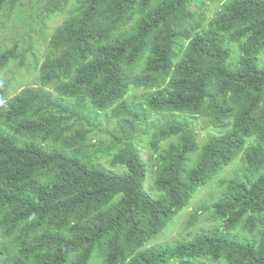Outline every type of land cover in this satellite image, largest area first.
<instances>
[{"label":"trees","instance_id":"16d2710c","mask_svg":"<svg viewBox=\"0 0 264 264\" xmlns=\"http://www.w3.org/2000/svg\"><path fill=\"white\" fill-rule=\"evenodd\" d=\"M21 1L0 0V14ZM193 7L194 0L81 1L50 41L41 88L4 100L5 87L0 264H92L96 253L97 264H264V0H225L211 21ZM18 48L0 56V67ZM133 88L154 91L148 109L128 102ZM91 110L95 127L79 128ZM109 110L127 126L103 149L90 141L98 112ZM151 114L164 122L152 141L158 199L147 191L149 162L133 136L136 119L149 126ZM198 116L225 132L201 142L189 121ZM239 155L243 174L209 208L218 228L143 249ZM104 157L123 174L104 169ZM240 227L251 238L228 235Z\"/></svg>","mask_w":264,"mask_h":264},{"label":"rangeland","instance_id":"374dc122","mask_svg":"<svg viewBox=\"0 0 264 264\" xmlns=\"http://www.w3.org/2000/svg\"><path fill=\"white\" fill-rule=\"evenodd\" d=\"M85 0H22L18 5H9L0 14V56L9 49H14L19 46L17 53L8 61L5 66L0 67V94L5 96V87L8 86L9 96L4 100H11L15 96L21 94L25 89H35L40 87V66L45 59V52L50 45V41L56 31L75 10L78 3ZM225 0H194V9L198 13L205 14L207 21L213 20L217 13L222 9ZM62 10V12H61ZM206 29L211 28L210 25H204ZM233 59L238 54V49L234 48ZM143 66L137 69L132 76L135 78L142 72ZM41 88V87H40ZM2 92V93H1ZM53 99H56L58 94L50 89ZM154 93L146 89L133 88L131 95L127 98L130 104H141L148 109L146 101L148 97ZM1 99V98H0ZM118 110H109L107 112H98L99 117L94 128L90 143L99 144L100 148L107 149L109 146H114L117 140L116 130L120 129V125L126 124L127 118L120 119L115 116ZM143 115V113H142ZM152 115V123L146 126L142 121L139 122L136 118L134 139L140 142L143 156L149 162V176L147 180V191L155 199L159 195L154 189L156 180V152L152 148V141L156 135V131L162 126L157 121V114ZM144 116L141 117L143 119ZM196 118L189 117V121L199 133V140L206 142L210 138L221 135L225 132L217 124L216 120L205 116ZM95 127L94 110L90 111L86 118V123L79 128L86 129ZM127 134L129 132L126 130ZM132 138V137H131ZM21 145L32 143L30 140H19ZM40 140H35L38 142ZM41 142V141H40ZM172 142H178L177 138L173 140L163 141L161 150H165ZM42 143V142H41ZM47 145L46 142L43 143ZM35 145L41 147L39 143ZM44 147V146H43ZM46 149L52 147H44ZM59 149V148H57ZM62 150V149H60ZM68 156L72 157L73 151L62 150ZM114 157H104L99 159L100 165L104 169L114 171L117 174H123V169L115 170L113 165ZM92 163V162H91ZM95 163V160L93 161ZM244 156L239 157L229 166L225 167L217 177L208 185L207 188L201 189L194 198L191 206L182 211L179 215L173 218L167 226L159 233L154 241L146 245L143 249H165L173 247L178 242L190 241L194 239L199 232L216 229L220 225V221L216 219L212 211V207L220 201L221 196L225 192V183L243 174ZM126 170V169H125ZM207 208V210H206ZM211 208L212 211L209 209ZM238 230L228 233L230 236L249 237V232L243 227ZM226 233V232H225ZM227 234V233H226ZM99 255L96 253L92 260V264H97ZM201 259H192V264ZM174 259L167 261V264H175ZM181 264V263H180Z\"/></svg>","mask_w":264,"mask_h":264}]
</instances>
